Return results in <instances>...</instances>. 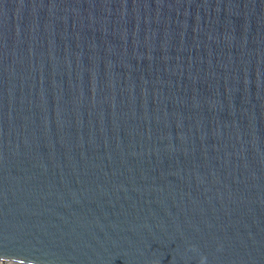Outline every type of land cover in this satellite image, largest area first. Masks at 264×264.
Masks as SVG:
<instances>
[{
  "label": "water",
  "instance_id": "1",
  "mask_svg": "<svg viewBox=\"0 0 264 264\" xmlns=\"http://www.w3.org/2000/svg\"><path fill=\"white\" fill-rule=\"evenodd\" d=\"M0 263L264 264V0H0Z\"/></svg>",
  "mask_w": 264,
  "mask_h": 264
},
{
  "label": "rangeland",
  "instance_id": "2",
  "mask_svg": "<svg viewBox=\"0 0 264 264\" xmlns=\"http://www.w3.org/2000/svg\"><path fill=\"white\" fill-rule=\"evenodd\" d=\"M5 264H14V263H5Z\"/></svg>",
  "mask_w": 264,
  "mask_h": 264
},
{
  "label": "built area",
  "instance_id": "3",
  "mask_svg": "<svg viewBox=\"0 0 264 264\" xmlns=\"http://www.w3.org/2000/svg\"><path fill=\"white\" fill-rule=\"evenodd\" d=\"M0 264H5V263H0Z\"/></svg>",
  "mask_w": 264,
  "mask_h": 264
}]
</instances>
